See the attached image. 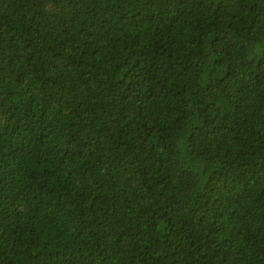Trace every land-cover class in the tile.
Here are the masks:
<instances>
[{
	"label": "trees",
	"instance_id": "1",
	"mask_svg": "<svg viewBox=\"0 0 264 264\" xmlns=\"http://www.w3.org/2000/svg\"><path fill=\"white\" fill-rule=\"evenodd\" d=\"M0 264H264V0H0Z\"/></svg>",
	"mask_w": 264,
	"mask_h": 264
}]
</instances>
